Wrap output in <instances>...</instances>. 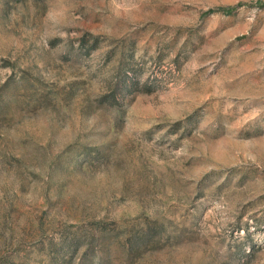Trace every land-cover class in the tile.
Masks as SVG:
<instances>
[{
	"label": "rangeland",
	"instance_id": "1",
	"mask_svg": "<svg viewBox=\"0 0 264 264\" xmlns=\"http://www.w3.org/2000/svg\"><path fill=\"white\" fill-rule=\"evenodd\" d=\"M93 229L72 264H264V0H0V264Z\"/></svg>",
	"mask_w": 264,
	"mask_h": 264
},
{
	"label": "trees",
	"instance_id": "2",
	"mask_svg": "<svg viewBox=\"0 0 264 264\" xmlns=\"http://www.w3.org/2000/svg\"><path fill=\"white\" fill-rule=\"evenodd\" d=\"M228 11L230 10H209L205 13V16H212L220 12L229 15L230 12ZM111 240L112 236L100 229H93L88 232H73L70 238L60 239L59 243L53 244L51 246L53 249V255L49 259V264H72L67 259L70 258L71 260L74 255L80 253V251H82L84 248L86 249L85 252L95 249H101V251L106 252L107 245ZM150 240L151 236L148 234H145V236L141 239L138 238L135 240V250L139 249V247H142V245H147ZM130 250L132 249L130 248Z\"/></svg>",
	"mask_w": 264,
	"mask_h": 264
}]
</instances>
